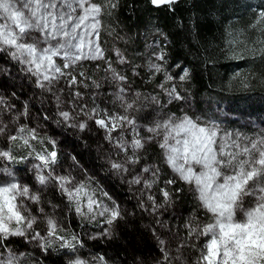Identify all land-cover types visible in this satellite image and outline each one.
<instances>
[{"label": "snow or ice", "instance_id": "6c2138e0", "mask_svg": "<svg viewBox=\"0 0 264 264\" xmlns=\"http://www.w3.org/2000/svg\"><path fill=\"white\" fill-rule=\"evenodd\" d=\"M184 2L148 0L166 7L177 28L184 27L177 16ZM121 6L122 0H0V264H44L35 251L57 254L63 264H127L82 250L88 240L127 251L121 232L137 210L152 220L145 226L159 253L152 264H264V127L246 132L194 112L184 87L192 73L170 63L169 34L150 21L144 33L120 35L105 20H118ZM251 27L264 31V6ZM188 28L195 30L194 18ZM140 35L146 57H130L116 44ZM52 125L102 134L98 151L135 188L134 210L75 156L61 171ZM18 165L29 166L30 177L19 175ZM70 218L98 231L69 229ZM134 262L146 264L140 256Z\"/></svg>", "mask_w": 264, "mask_h": 264}, {"label": "trees", "instance_id": "16d2710c", "mask_svg": "<svg viewBox=\"0 0 264 264\" xmlns=\"http://www.w3.org/2000/svg\"><path fill=\"white\" fill-rule=\"evenodd\" d=\"M129 4L134 9H130ZM262 6L264 0H185L177 8V16L183 19L184 27L177 28L173 14L166 7L155 8L148 0H122L118 20L106 18L105 23L116 27L122 36L144 33L152 26L150 21L157 24L169 34L172 41L169 46L170 63L179 61L191 70L192 79L184 87L191 97L192 107L198 113L209 115L212 114L214 106L218 105L224 115L247 116L255 122L226 118L223 123L225 127L250 132L264 127V55L260 54L261 49H264V31L260 27H251L256 10ZM193 18L196 28L190 31L188 23ZM116 44L118 47L127 48L130 57H146L143 35L135 36L127 45L123 41H117ZM137 62L146 64L147 60L138 59ZM141 75L144 77V73ZM15 83L18 85L20 81ZM245 84L248 87H244ZM134 86L144 87L140 80ZM5 88L18 90L8 82H5ZM27 90L31 91L30 88ZM170 107L175 111L177 105ZM49 134L60 141L63 157L61 171L72 168L71 156H75L122 207L134 210L137 202L134 197L135 188L130 191L129 186L108 169L104 162L103 149L98 151L99 145L104 143L100 138L102 134L79 133L74 129L56 125L51 126ZM26 167L29 166L18 165L17 169L19 175L27 178L31 174L25 171ZM190 207L191 204L186 202L184 211ZM164 219L169 218L166 216ZM70 220L69 229H76L81 233L98 231L90 225L78 228V218ZM151 224V218L137 210L136 217L131 218L128 227L121 232L122 238L129 242L127 251L121 244L110 246L107 242L101 244L86 240L87 247L82 252L106 253L109 257L126 261L127 264H135L134 257L140 256L146 260V264H152V258L159 253L156 250V241L145 227ZM157 230L167 238L163 230ZM16 246L24 250L23 244L17 242ZM26 250L35 251L32 246H28ZM35 255L43 259L44 264H63L57 254H50L45 258L35 251Z\"/></svg>", "mask_w": 264, "mask_h": 264}, {"label": "rangeland", "instance_id": "374dc122", "mask_svg": "<svg viewBox=\"0 0 264 264\" xmlns=\"http://www.w3.org/2000/svg\"><path fill=\"white\" fill-rule=\"evenodd\" d=\"M151 40H152V37H149L148 38V42L151 43ZM144 49H145V45H144ZM145 52H146V49H145ZM146 56H147V54H146ZM192 109L197 114H202V113H198V111H196L193 107H192ZM206 116L211 117V118H216V119H218L219 121H222V122L226 118L239 120L241 122H255L254 120H252L251 118H249L247 116H231V115H227V114L224 115L223 110L218 105L214 106L212 114L210 113L209 115H206ZM86 254H88V253H86Z\"/></svg>", "mask_w": 264, "mask_h": 264}]
</instances>
